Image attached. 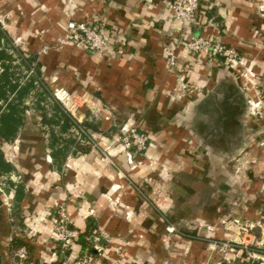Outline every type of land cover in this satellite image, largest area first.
<instances>
[{"label":"crops","instance_id":"0c3cea01","mask_svg":"<svg viewBox=\"0 0 264 264\" xmlns=\"http://www.w3.org/2000/svg\"><path fill=\"white\" fill-rule=\"evenodd\" d=\"M170 1L0 0L5 32L22 51L38 56L48 88L53 94L67 92L71 108L95 126L90 132L116 163L104 165L91 150L69 154L61 170L51 168L49 127L42 125L39 112L28 111L14 141L19 151L14 166L27 183L20 217L14 215L15 191L0 188V264L15 256L24 264L85 256L98 264L251 260L245 250L228 257L210 251L212 241H232L264 258V125L248 127L246 118L252 117L245 108L247 100L260 103L252 114L259 116L255 121L264 119V43L257 35L264 24L256 0H200L194 26L175 18ZM70 20L103 30L113 44L111 54L59 46ZM199 37L237 50L240 66L256 74L249 77L254 87L240 75L244 67L190 51L186 43ZM166 49L175 52V67L168 65ZM231 87L236 93L230 94ZM81 97L93 99L97 108L78 109ZM122 125L150 138L149 150L134 156L135 167L118 141ZM203 148L206 161L198 152ZM187 150L198 153L190 157ZM144 182L145 194L137 187ZM147 196L174 224L187 222L192 229L173 235L171 251L164 244L165 218ZM60 209L78 233L66 251L54 236ZM86 232L88 247L83 248L79 239ZM14 237L33 248L30 263L25 249L11 250Z\"/></svg>","mask_w":264,"mask_h":264},{"label":"trees","instance_id":"16d2710c","mask_svg":"<svg viewBox=\"0 0 264 264\" xmlns=\"http://www.w3.org/2000/svg\"><path fill=\"white\" fill-rule=\"evenodd\" d=\"M31 109L39 112L42 125L49 127L48 148L53 159L51 168L61 170L71 153L91 151L90 130H97L95 126L88 121L78 123L46 85L38 56L25 53L16 47L0 23V140L13 143L25 127L27 112ZM12 175H18L17 169L7 161L4 152L0 149V185H3L1 179H5L7 185L5 190L15 191L14 215L20 217V203L25 197L26 185L24 182L13 181ZM89 234L86 232L80 236L79 243L83 248L88 247L85 239ZM21 249L26 250V263H30L33 259V248L23 239L14 237L11 250L17 252ZM220 264L231 263L223 260ZM241 264L263 263L249 260Z\"/></svg>","mask_w":264,"mask_h":264},{"label":"built area","instance_id":"2783aa9c","mask_svg":"<svg viewBox=\"0 0 264 264\" xmlns=\"http://www.w3.org/2000/svg\"><path fill=\"white\" fill-rule=\"evenodd\" d=\"M200 6V0H173L169 4V10L175 16L176 19L183 22L187 25H196L197 14ZM64 43L73 44L74 46L81 48L85 51L96 52L102 55H110L112 52L113 44L105 35L103 30L99 27L94 26L93 24L78 22L70 20L67 24L66 32L63 36ZM61 41V39L59 40ZM186 47L195 53L202 54L206 57L215 59V58H224L226 62L233 63L238 65L239 61L242 59L239 56V53L233 49L228 48L225 45L217 42H213L210 39H205L202 37L193 38L192 40L186 43ZM165 54L167 56L168 65L170 67H175L177 63V57L173 50L166 49ZM57 100H59L65 108L73 113L71 109L68 108L69 96L64 90L56 91L54 93ZM260 104L257 105V107ZM74 118L78 121L79 124L83 123L82 117H77L73 113ZM84 132V130H81ZM122 142L123 148L126 151V155L130 164L134 163V155L132 151L136 153L146 152L149 150L150 138L145 133H141L136 127L124 125L122 127ZM111 163H113L111 161ZM55 224V233L54 236L57 242H60L62 248L66 251L68 250L75 240L78 238V233L71 229L69 215L63 209H60L58 212V217L54 218ZM175 228H169L170 232H173ZM220 244V252L227 253H237L239 251H246L248 258L251 260H261L264 264V258L252 248L243 249L241 245L235 242H218ZM98 254H100V248L96 247ZM47 264H98V260L91 256H85L77 259L74 262L63 261L61 263H47Z\"/></svg>","mask_w":264,"mask_h":264},{"label":"rangeland","instance_id":"374dc122","mask_svg":"<svg viewBox=\"0 0 264 264\" xmlns=\"http://www.w3.org/2000/svg\"><path fill=\"white\" fill-rule=\"evenodd\" d=\"M256 8H257V12H258V14H259V16L261 17V19H262V21H263V24H264V0H256ZM0 19H1V21H2V24L4 25V27L5 26H7V21H5L4 19H2L1 18V16H0ZM3 27V28H4ZM260 31V30H259ZM259 31H257V35H260V38H261V40H262V42L264 43V32H263V34H261L262 32H259ZM262 31H264V28L262 29ZM61 39V41H59V46L61 45H65L66 43H64V42H62V41H64V39H63V37H61L60 38ZM14 45L16 46V47H18V48H20V44H19V42L18 41H14ZM237 51V50H236ZM239 56H240V58H242V56L239 54ZM243 63V58L239 61V64H238V66H240L241 64ZM227 65H230L231 67L233 66V67H237L238 68V66H236V65H234L233 63H229V62H227L226 63ZM240 67H244V66H240ZM240 69V68H239ZM240 71V75L242 76V78H244L245 79V82L248 84H251V85H253V87H254V85H255V82H251V80H250V78H252V79H255V76H256V74L254 73V71L251 69V68H249V67H244V69H242L241 68V70H239ZM250 77V78H249ZM256 85H257V82H256ZM257 87V86H256ZM233 87H231L230 89H229V92H230V94L231 93H233L234 91H233ZM245 89H246V93L248 94L250 91H252V89H251V87H248V85L245 87ZM254 89V88H253ZM234 93H236V92H234ZM260 95L262 96V93H260ZM45 97V96H44ZM79 104L81 105L78 109H81L82 107H87V109L89 110V112L92 110H94V109H96L97 108V104L95 103V101L93 100V99H91L90 97L88 98V97H81V101L79 102ZM258 104H260V103H255L254 101H252V100H247L246 101V103H245V108H246V110H247V112H248V115H249V117H252V118H246V125L248 126V127H252L253 126V124H257V125H264V119H258V121H255L257 118H259V116L257 117V116H254V114H252V113H255V115L257 114V111H258V109L261 107V105H259L258 107H257V105ZM67 106H68V108L69 109H71V111L73 112V113H76V116L79 118L80 116H79V113H78V111L79 110H77L76 111V108L74 107V108H71V106L69 105V104H67ZM51 108V107H50ZM236 109L238 108L237 106L235 107ZM232 109H234V108H232ZM83 119V118H82ZM124 125H122L121 126V128H120V134H119V138H118V141L122 144V146H123V142H122V137H123V134H122V127H123ZM135 127V126H134ZM259 127V126H258ZM37 128V127H36ZM141 132V131H140ZM141 133H144V132H141ZM146 134V133H145ZM147 135V134H146ZM199 136H202V135H199ZM91 140L89 139V144L91 145V150H93L94 152H96L97 153V155H98V157L100 158V160H101V162L104 164V165H106V166H108V167H114V165L116 164V163H114V161H113V158L110 156V152H111V150H109L108 148H105V146H100V144H99V141H101V139L98 137V136H94V135H91ZM17 147H18V145L17 144H15V142H13V143H7V142H4V141H1L0 140V149L4 152V155H5V158L11 163V164H15L16 163V161H15V155L17 156V154H18V149H17ZM147 152V151H146ZM145 151L144 152H139V153H136L135 151H132V153H133V155L135 156H142V155H144L145 153H146ZM198 152H201V154L203 155L202 157H203V160L204 161H206V156H207V150H206V148H203V149H200ZM198 152H195V151H193V150H187V155L188 156H190V157H195V155L198 153ZM125 154H126V151H125ZM111 161L113 162V163H111ZM198 161H200V160H198L197 159V161L196 162H198ZM132 165V164H131ZM137 164L136 163H134V167L136 166ZM19 172V174L18 175H12V180L13 181H15L16 183H19V182H24L25 183V185H27V183H26V181H25V177L23 176V174H21V172L20 171H18ZM25 178V179H24ZM1 182H3V185H0V188L3 190V192H4V190H5V188L7 187V185H6V183H5V179H1ZM146 184L147 183H145L144 182V184L143 185H138V184H136V185H138L137 187H139L140 188V190L144 193V187L146 186ZM152 184H155V183H153V181L152 182H150V184L149 185H152ZM170 189V188H169ZM145 194V193H144ZM147 195V194H146ZM147 198H148V201L151 203V204H153L152 206H154L153 207V210L155 211V212H157L158 213V211H160L161 213H162V215H163V217L165 218V224H166V227H165V233H166V237H165V239H164V244H165V246H166V249L168 250V251H171V249H172V241H171V239H172V237H173V235H175V234H179V235H182V234H189V232H187V231H184V229H187L188 231H192V229L191 228H189L190 227V225L189 224H187V222H182L180 225H177V224H174L173 222H172V219H171V215L168 213V212H166V210L165 209H163L165 212H163V210H159L160 208H158V206H157V204H156V199L155 198H153V197H149V196H147ZM6 201H7V203H10L11 204V207L13 206V200L12 199H9V198H7L6 197ZM55 217H58V213L55 215ZM17 219V218H16ZM25 219V218H24ZM175 228V230L173 231V232H170L169 231V228ZM183 236V235H182ZM200 238L201 239H206L205 238V236L204 235H201L200 236ZM56 239V238H55ZM218 242H224V241H218ZM218 242H216V241H212L211 243L209 242V245H208V249H210V251H212V250H214V251H220V248L218 247L220 244H217ZM229 242H231L232 243V241H229ZM223 255H224V257L226 256V257H228L229 255H231V253H227V254H224V253H222ZM233 254V253H232ZM22 258H24V260L26 259V257L25 256H22ZM19 260H18V257L17 256H15V257H13V259H11L10 261H9V264H24V263H17Z\"/></svg>","mask_w":264,"mask_h":264},{"label":"water","instance_id":"95a60500","mask_svg":"<svg viewBox=\"0 0 264 264\" xmlns=\"http://www.w3.org/2000/svg\"><path fill=\"white\" fill-rule=\"evenodd\" d=\"M173 0H171L170 2H172Z\"/></svg>","mask_w":264,"mask_h":264}]
</instances>
